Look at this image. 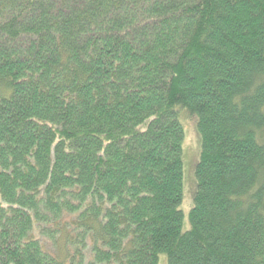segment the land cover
<instances>
[{
	"label": "trees",
	"instance_id": "1",
	"mask_svg": "<svg viewBox=\"0 0 264 264\" xmlns=\"http://www.w3.org/2000/svg\"><path fill=\"white\" fill-rule=\"evenodd\" d=\"M160 254L264 264V0H0V264Z\"/></svg>",
	"mask_w": 264,
	"mask_h": 264
},
{
	"label": "rangeland",
	"instance_id": "2",
	"mask_svg": "<svg viewBox=\"0 0 264 264\" xmlns=\"http://www.w3.org/2000/svg\"><path fill=\"white\" fill-rule=\"evenodd\" d=\"M179 120L184 128V140L182 144V161H183V185L182 201L179 210L182 212L181 231L189 229L188 213L193 205V198L196 190V180L194 176L195 165L200 153V137L195 127V121L188 116L187 112L178 108ZM45 239V237H41ZM167 257L160 254L157 264H166Z\"/></svg>",
	"mask_w": 264,
	"mask_h": 264
}]
</instances>
